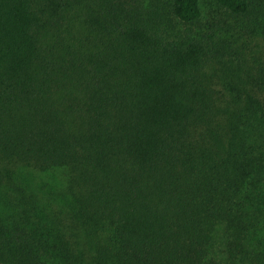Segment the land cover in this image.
<instances>
[{"label": "trees", "instance_id": "obj_1", "mask_svg": "<svg viewBox=\"0 0 264 264\" xmlns=\"http://www.w3.org/2000/svg\"><path fill=\"white\" fill-rule=\"evenodd\" d=\"M0 264H264V0H0Z\"/></svg>", "mask_w": 264, "mask_h": 264}, {"label": "rangeland", "instance_id": "obj_2", "mask_svg": "<svg viewBox=\"0 0 264 264\" xmlns=\"http://www.w3.org/2000/svg\"><path fill=\"white\" fill-rule=\"evenodd\" d=\"M212 3V2H211Z\"/></svg>", "mask_w": 264, "mask_h": 264}]
</instances>
